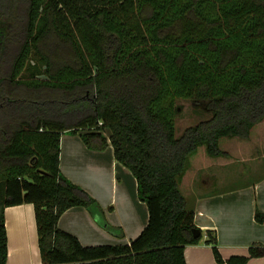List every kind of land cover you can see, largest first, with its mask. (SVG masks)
Here are the masks:
<instances>
[{"label":"trees","instance_id":"trees-1","mask_svg":"<svg viewBox=\"0 0 264 264\" xmlns=\"http://www.w3.org/2000/svg\"><path fill=\"white\" fill-rule=\"evenodd\" d=\"M180 99L212 116L178 135ZM263 119L264 0H0V264L5 210L24 203L42 264H187L203 239L180 186L192 156H229L220 139L249 138ZM66 131L111 144L136 177L149 220L129 243L86 246L59 227L69 208L98 206L61 170ZM207 233L219 263L264 256L255 242L224 258Z\"/></svg>","mask_w":264,"mask_h":264},{"label":"crops","instance_id":"crops-1","mask_svg":"<svg viewBox=\"0 0 264 264\" xmlns=\"http://www.w3.org/2000/svg\"><path fill=\"white\" fill-rule=\"evenodd\" d=\"M262 126L264 121L254 125L249 138L244 139L245 147H248L244 148L245 162L250 158L251 138L264 130ZM222 138L221 148L230 152L229 156L222 157L231 160L232 152L221 145ZM261 142V139L255 140V146H260ZM60 146L63 174L93 195L98 206L69 208L60 216L59 227L76 235L86 246L129 243L136 238L148 223V207L139 198L136 177L116 159L112 145L103 150L89 148L81 132L66 131L61 135ZM197 153L191 158V166L195 159L203 158ZM261 164L256 167L259 168L256 174L252 173L254 169L248 170L253 178L247 177L243 185H226L222 190L197 194L191 201L195 207V223L202 230L203 239L198 244L186 246L187 264H226L216 261L212 246L206 243L208 230L216 233L224 258L249 255V247L255 242L264 245V222L256 220L257 208L264 212V161ZM214 175L212 180L223 182L220 175L211 174L210 178ZM106 178L109 181L107 189L104 188ZM185 196L189 198V195ZM5 216L7 264H42L34 205L9 206ZM35 248L39 250V256L35 255ZM247 264H264V256L253 257Z\"/></svg>","mask_w":264,"mask_h":264},{"label":"rangeland","instance_id":"rangeland-1","mask_svg":"<svg viewBox=\"0 0 264 264\" xmlns=\"http://www.w3.org/2000/svg\"><path fill=\"white\" fill-rule=\"evenodd\" d=\"M177 105L180 107L175 121L178 135L188 126L195 125L199 121L206 120L212 116L211 112L194 107L192 101L189 99H180L177 101ZM262 121H264V119ZM104 134L109 137L110 130L106 128ZM251 139L252 141L249 144L251 150L248 153L250 158L247 162L243 160L244 148H248L245 147L244 138H222L221 145L232 152L231 155L233 158L231 160H226L227 158L222 156L212 157L207 154L205 146L199 147V156L203 158L195 159L193 166L186 172L180 185L183 194L189 195L190 202L197 194L222 190V187L226 185H243L245 180L248 179L247 177L252 180L253 177L251 175L256 174V171L259 169L256 167L261 166V162L264 161V130L258 133L256 132ZM258 139H261L262 142L260 146L256 147V143L254 142L255 140L258 141ZM228 153L230 154V152ZM127 169L132 173L128 167ZM249 169H254L252 171L253 174L248 173ZM211 174L220 175V179L222 178L221 180L223 182L212 180L215 178V175L210 178ZM132 176H134L133 173ZM105 183L106 187L104 188L107 189L109 186L108 178L105 179ZM38 252L39 250L35 248L36 256H39Z\"/></svg>","mask_w":264,"mask_h":264},{"label":"water","instance_id":"water-1","mask_svg":"<svg viewBox=\"0 0 264 264\" xmlns=\"http://www.w3.org/2000/svg\"><path fill=\"white\" fill-rule=\"evenodd\" d=\"M193 232H194V236L195 237H199L201 234H202V230L200 229V228H195L194 230H193Z\"/></svg>","mask_w":264,"mask_h":264}]
</instances>
